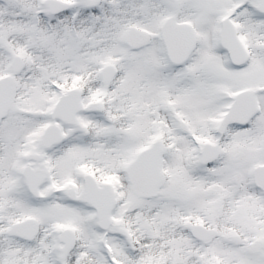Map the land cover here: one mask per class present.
<instances>
[{"label": "snow or ice", "instance_id": "snow-or-ice-1", "mask_svg": "<svg viewBox=\"0 0 264 264\" xmlns=\"http://www.w3.org/2000/svg\"><path fill=\"white\" fill-rule=\"evenodd\" d=\"M0 264H264V0H0Z\"/></svg>", "mask_w": 264, "mask_h": 264}]
</instances>
